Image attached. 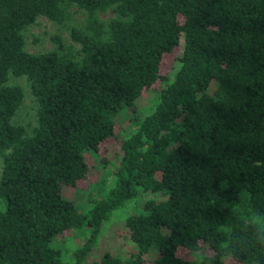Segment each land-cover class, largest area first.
Segmentation results:
<instances>
[{"label":"trees","instance_id":"trees-1","mask_svg":"<svg viewBox=\"0 0 264 264\" xmlns=\"http://www.w3.org/2000/svg\"><path fill=\"white\" fill-rule=\"evenodd\" d=\"M41 17L58 28L54 48L30 53ZM13 77L35 102L31 129L16 121ZM157 82L141 117L135 102ZM109 140L118 151L102 159ZM86 154L110 180L83 212L63 189L86 179ZM141 197L123 222L128 257L92 258L106 221ZM77 230L82 246L54 247ZM152 252L150 264H264V0H0V264H144Z\"/></svg>","mask_w":264,"mask_h":264},{"label":"rangeland","instance_id":"rangeland-1","mask_svg":"<svg viewBox=\"0 0 264 264\" xmlns=\"http://www.w3.org/2000/svg\"><path fill=\"white\" fill-rule=\"evenodd\" d=\"M108 16H110V14L103 16V18ZM75 18L79 20L82 19V16L76 15ZM179 19L180 22H182L183 18L180 17ZM56 33H58L56 25L45 18H39L36 24L29 27L25 33L26 50L30 53H38L53 49L54 45L51 37ZM65 37L67 36L64 35V38ZM182 44L183 39H181L179 46L176 47L172 53L164 54L160 64V74L162 76L172 77L173 73L176 71L177 58L182 52ZM9 84L18 85L25 91V102L16 117V121L17 123L31 129L35 125V102L28 89V84L25 79L15 77L10 79ZM162 87L163 82H157L151 88L144 90L141 96L136 100L135 106L141 117H144L151 109L152 104L156 99V93ZM130 115V111H124L117 119V133H120L121 131H128V126L130 125ZM116 151H118V145L115 141L109 140L101 145L98 156L102 157V159H106V156L110 157ZM86 157L90 166L86 179L80 181L75 188L65 187L63 189L64 197L68 200L74 201L78 208L83 212H86L90 208L93 198L100 196L102 191L100 184L101 181L110 180L109 171H107L108 168L106 169L105 166H103L101 159L99 161L91 154H86ZM145 200V197L136 199L134 202H130L111 215L110 219L106 221L102 228L98 243L92 254V258H97L106 251L119 258L128 257L129 252L134 249V246L130 242L125 241L126 238L123 235L125 226L123 222L131 213L135 214L137 209ZM70 232L66 233V237H57L53 243L54 247L62 249L66 252L68 250L75 249L77 246H82L84 236L80 235L81 231L77 230ZM202 252L205 254H211V252L205 247H203ZM154 257V252L147 255L145 258L147 261L144 264H150L149 261ZM178 257L187 259L190 257V252L181 248L178 251ZM224 264L239 263L235 262L231 258H226Z\"/></svg>","mask_w":264,"mask_h":264}]
</instances>
